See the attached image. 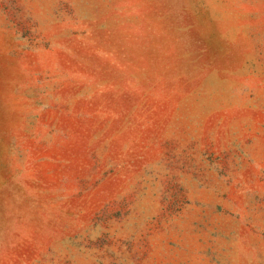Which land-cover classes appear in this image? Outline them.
I'll return each mask as SVG.
<instances>
[{
  "label": "rangeland",
  "instance_id": "1",
  "mask_svg": "<svg viewBox=\"0 0 264 264\" xmlns=\"http://www.w3.org/2000/svg\"><path fill=\"white\" fill-rule=\"evenodd\" d=\"M0 264H264V0H0Z\"/></svg>",
  "mask_w": 264,
  "mask_h": 264
}]
</instances>
